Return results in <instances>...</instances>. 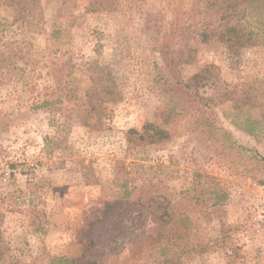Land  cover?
<instances>
[{
	"label": "rangeland",
	"instance_id": "374dc122",
	"mask_svg": "<svg viewBox=\"0 0 264 264\" xmlns=\"http://www.w3.org/2000/svg\"><path fill=\"white\" fill-rule=\"evenodd\" d=\"M221 14L262 42L235 58L204 42L201 20ZM176 25L189 27L197 48L184 77L214 62L225 83L253 81L258 96L252 107L198 104L212 124L177 104L162 125L169 137L131 155L129 129L161 123V109L177 101L155 83V46L170 32L176 47ZM54 61L65 62L58 88ZM103 79L122 99L92 108ZM196 171L226 193L217 214L208 194L200 205L193 197ZM141 190L144 204L168 198L166 230L184 231L179 219L188 216L185 238L212 245L188 264H264V0H0V239L8 248L0 264H156L141 257L152 251L153 222L131 219ZM221 226L227 237L215 243Z\"/></svg>",
	"mask_w": 264,
	"mask_h": 264
},
{
	"label": "trees",
	"instance_id": "16d2710c",
	"mask_svg": "<svg viewBox=\"0 0 264 264\" xmlns=\"http://www.w3.org/2000/svg\"><path fill=\"white\" fill-rule=\"evenodd\" d=\"M199 24L202 27L201 37L204 42H215L221 47L230 58H235L241 50L256 46L262 42L261 37L257 31H254L248 26L236 20H230L228 16L221 14L217 21L211 22V20H201ZM214 23V24H213ZM177 34V40L174 42L176 47L173 46L170 40V32L162 35L160 40L155 46V50L158 52L161 65L157 66L158 71L155 75V83L159 85L163 91L170 96L176 98L173 107L167 104L166 111L161 109V114L158 116L161 119V123L145 122L141 131L138 132L134 129H129V133L135 134V138L128 139L127 150L129 154L135 155L133 152L134 147L137 145H150L157 144L169 137L167 128L162 125H167L173 114V109L179 105L181 111L187 109L194 112L198 104H202L203 107H211V105L217 106L225 102H231L240 107H252L258 96V90L253 81L245 82L236 85H229L225 83L220 77V68L214 62H205L195 72L184 77L181 74V67L185 65H191L196 61L197 48L188 43V37L191 35L188 32L189 27L186 30L179 28ZM174 33V32H172ZM174 44V45H175ZM65 62L54 61L50 73L54 78L55 84L60 85V73L63 71ZM98 84L99 88H93L96 92L95 96L91 97L95 101L91 104L92 108L101 107L104 103H116L122 99L121 92L115 83H105V80L94 82ZM209 88L213 91V96L205 95L204 88ZM98 89V90H97ZM173 100V99H172ZM45 101L41 103L44 104ZM198 110V109H196ZM199 111V110H198ZM166 112V113H165ZM199 116L207 124H212L206 116V111H199ZM249 119L246 120V122ZM248 134H252L251 128L248 125L241 128ZM223 135H226L223 132ZM245 151H251V149L242 147ZM212 178L207 174L196 171L194 173L193 184L191 191L194 193L193 197L196 199V203L200 205L202 201L199 198H203L204 194H208V201L210 205L214 207V213L219 211V205L223 203L226 197V193L221 190L218 182L211 184ZM123 187L124 197H130V192H127L126 187ZM210 189V190H209ZM142 190L134 195L129 206L137 208L133 209L134 215L131 219L141 218L145 220L147 217L149 221L153 222L151 231L153 236L149 237L148 245L150 246L148 253L141 254V257L152 258L156 261V264H188L192 259V255H199L203 251L212 248V245H206L203 243L192 244L193 242L185 238V229L189 228L192 223L190 217L184 216L179 219L181 223L180 228L182 232L166 230V226L171 221V213L168 209L169 200L162 194L149 195L147 202L144 204L141 202L140 194ZM189 192H186V196H190ZM202 207V206H199ZM144 208V209H143ZM209 209V208H207ZM204 215L210 218V211L206 212L201 210ZM132 222L135 224L132 220ZM139 226V225H138ZM140 227V226H139ZM136 225H133L132 229H135ZM221 231L218 238L215 239V243L218 241H224L226 234L224 227H220ZM175 237V238H173ZM238 249L237 247L235 248ZM236 250L233 254L236 253ZM8 251L7 245L0 239V260L4 258ZM73 264L74 259L59 258V264ZM82 264H99L95 261L84 262Z\"/></svg>",
	"mask_w": 264,
	"mask_h": 264
}]
</instances>
